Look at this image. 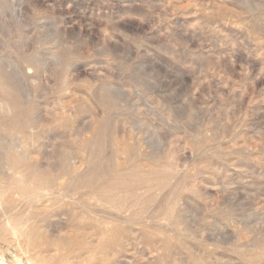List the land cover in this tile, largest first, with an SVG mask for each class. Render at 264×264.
<instances>
[{"label":"rangeland","instance_id":"obj_1","mask_svg":"<svg viewBox=\"0 0 264 264\" xmlns=\"http://www.w3.org/2000/svg\"><path fill=\"white\" fill-rule=\"evenodd\" d=\"M0 264H264V0H0Z\"/></svg>","mask_w":264,"mask_h":264}]
</instances>
